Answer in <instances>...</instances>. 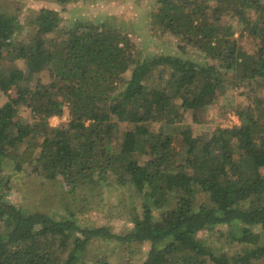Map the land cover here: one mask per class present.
Wrapping results in <instances>:
<instances>
[{
    "label": "trees",
    "instance_id": "1",
    "mask_svg": "<svg viewBox=\"0 0 264 264\" xmlns=\"http://www.w3.org/2000/svg\"><path fill=\"white\" fill-rule=\"evenodd\" d=\"M45 1L0 0V264H264V0H156L152 34L180 45L143 57L105 23H65L59 8L77 0ZM228 89L247 90L240 125L193 136L184 114L198 122ZM8 163L69 193L126 189V231L12 202ZM97 241L120 257L86 256Z\"/></svg>",
    "mask_w": 264,
    "mask_h": 264
},
{
    "label": "rangeland",
    "instance_id": "2",
    "mask_svg": "<svg viewBox=\"0 0 264 264\" xmlns=\"http://www.w3.org/2000/svg\"><path fill=\"white\" fill-rule=\"evenodd\" d=\"M46 6H51V1L36 0ZM9 10L16 6L30 4L31 0H5ZM47 6V7H48ZM156 0H77L59 8L61 17L65 23L75 19L87 20L90 22H102L108 26L118 29L123 34L128 35L134 45L135 57H143L149 52L150 55H160L163 53H173L178 49L180 41L178 38L168 34H152L149 27L150 15L156 8ZM223 24L235 31V38L239 37V23L236 19H223ZM239 44L244 51L251 52L255 47V42L243 35L239 38ZM187 54L196 59L200 55L192 48H187ZM243 93V95L241 94ZM247 90L228 89L221 95L214 104L206 111L199 113L196 117L198 122L190 112L184 114V122L191 126L193 136L209 135L216 128H231L240 125V121L235 114V107L243 108L247 104ZM264 99V91L261 95ZM6 96L0 95V102ZM22 117L30 120V114L25 111ZM67 122V110L64 109L61 116L49 119L52 127L63 125ZM119 130L130 131V127L125 124L119 125ZM178 141L174 142V146ZM4 169V176L9 177V199L16 204L23 206L28 211H38L42 213L66 214V211L76 213L82 225H107L113 232L124 233L126 227L120 219L123 210L122 205L128 204L126 189L106 188L99 193L92 190L91 186L79 187L75 192L69 193L61 179L47 180L40 172H33L32 166L24 165L21 172H16L11 163ZM100 191V189H98ZM103 191L104 194H103ZM122 201V202H121ZM212 245L216 246L217 241L212 237ZM120 247L116 243L95 242L88 247L86 256L93 257L101 254L110 255L111 259L120 257Z\"/></svg>",
    "mask_w": 264,
    "mask_h": 264
}]
</instances>
